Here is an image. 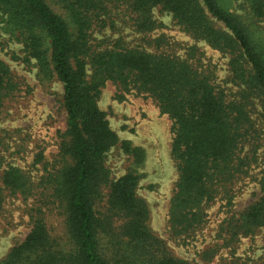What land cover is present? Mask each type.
I'll return each instance as SVG.
<instances>
[{
	"label": "trees",
	"instance_id": "16d2710c",
	"mask_svg": "<svg viewBox=\"0 0 264 264\" xmlns=\"http://www.w3.org/2000/svg\"><path fill=\"white\" fill-rule=\"evenodd\" d=\"M230 0H0V32L21 46L13 61L34 67L41 80L62 86L66 129L57 168L38 186L21 169L0 175V210L7 196L34 197L45 190L61 210L64 237L51 234L44 212L31 216V229L0 264H189L176 257L149 227V208L137 194L133 171L114 179L105 161L120 144L134 164L144 153L119 142L98 100L108 82L126 94L150 98L171 121L170 154L177 180L169 202L168 228L175 239L191 238L207 223V208L233 199L231 187L246 176L264 147V47ZM257 27L264 0H241ZM57 9L59 12L55 11ZM158 9L171 16L193 44L153 33L165 28ZM128 17L144 47L120 39L93 45L92 32L115 29ZM227 57V76L197 44ZM19 82L0 59V113L20 93ZM264 149V148H263ZM264 229V193L220 225L221 248ZM219 249H208L211 260Z\"/></svg>",
	"mask_w": 264,
	"mask_h": 264
},
{
	"label": "rangeland",
	"instance_id": "374dc122",
	"mask_svg": "<svg viewBox=\"0 0 264 264\" xmlns=\"http://www.w3.org/2000/svg\"><path fill=\"white\" fill-rule=\"evenodd\" d=\"M229 8L249 26L257 40L264 47V22L253 24L241 0H230ZM55 11L59 12L57 9ZM154 18L165 28L156 31L151 37L165 34L185 44H193L170 15L153 11ZM128 47H144L142 35L131 27L128 17L123 15L115 20V29L107 27L92 32L93 45L112 44L115 40ZM207 58L218 68V76H227V57L213 51L202 43ZM21 46L0 32V59L6 63L19 82L20 93L8 99L0 113V175L8 166L25 172L36 186L49 173L57 168L59 144L66 129V116L62 108V86L53 78L40 80L34 67L13 61L15 53L22 56ZM118 90L108 82L101 91L98 106L106 114L110 129L119 142H128L132 148L144 153L143 162L133 163L120 144L106 155L105 164L112 178L117 179L129 171L139 178L137 194L145 199L150 213L149 227L162 239L171 252L189 264H264V229L254 235L240 238L230 248H221L223 240L218 232L222 222L231 215L239 214L264 193V147L258 151V159L252 164L248 174L241 177L231 187L233 199H217L207 208V223L191 238L175 239L169 233L168 209L173 195L177 172L171 158V121L162 115L155 103L134 92L124 99H116ZM264 130V122L258 121ZM48 193L37 187L34 197L7 196L0 210V261L10 248L21 242L31 229V216L37 209L44 212L46 224L55 237H64L61 210L49 204ZM219 249L211 259H204L206 250Z\"/></svg>",
	"mask_w": 264,
	"mask_h": 264
}]
</instances>
